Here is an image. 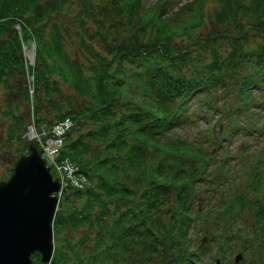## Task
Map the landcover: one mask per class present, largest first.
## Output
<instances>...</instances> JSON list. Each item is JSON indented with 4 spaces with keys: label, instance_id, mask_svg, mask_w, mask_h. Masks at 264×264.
Segmentation results:
<instances>
[{
    "label": "rangeland",
    "instance_id": "1",
    "mask_svg": "<svg viewBox=\"0 0 264 264\" xmlns=\"http://www.w3.org/2000/svg\"><path fill=\"white\" fill-rule=\"evenodd\" d=\"M84 1L87 5L93 6L95 10L93 8H87L88 12L86 15L76 18L81 0H35L34 2L37 5L46 6L48 9L46 13L45 10L38 12L41 16L40 24H36L33 17V15L38 14H32L30 10L23 7L16 9L20 11V13L16 15L17 19L12 22L11 28H13L19 43L20 62L18 65H7V68L4 69L7 72L0 81L3 84H0V182L5 181L9 175L12 174L14 163L19 156L26 154L29 151V146L34 147L38 155L45 160L44 165L49 166L48 171L51 174V180L57 182L56 189L50 193L51 196L54 195L56 197V201L50 220V242L52 250L49 257L52 255L54 244L59 242V251L64 258L67 257V262L70 264H72L71 262H73V264H92L90 256L93 249L88 246L82 247V245H76V242L83 235H86V238L92 242V238L95 235L94 233L98 228V223L101 227L104 223V225L108 227L112 224L110 221L114 212H112V214L110 212L114 203L110 201V196H102L106 200V205H104L102 198L97 197L104 194V191L100 189L99 179L93 176H90L89 180H86L87 184L89 182L91 183L87 192H85L86 189L80 194L74 193L75 190L81 191L84 187H76V183H74L73 178L70 176L73 171L68 169L66 164L62 163L68 160L71 163L67 161L69 165L78 172L83 169L89 170V165L93 162L98 163L105 160L110 164L116 160L119 166L118 173L120 176L126 177V179L123 178L124 182L120 181V178L117 179L120 183H125L127 186H134L136 188L135 191H137L135 195L137 194V200L139 198V201L144 191L150 188V185L146 183L144 178L139 182H135L131 177L134 173L137 174L139 171L141 172L143 170L142 168L139 169L141 166L151 168L156 164V160L154 159L156 156H154V153H150V149H146L148 153L145 157V154L142 153V148L138 150L137 153H134L135 144H133L130 135L126 137L127 141L125 143L123 142V138L125 137L124 133H130L132 130L138 131L136 127L139 129L138 132H140L141 135H146L147 138L151 132L150 127L153 128L154 126H158V123H153L154 125H150L149 127L141 125L143 122L137 121L138 116L143 117L145 110H148L150 107L153 108L154 106L153 102L142 93L143 90L150 89L142 82L143 79L138 74L137 69L133 67L134 62L138 61L131 58V60L123 58L120 63H117V68H119L120 65L121 69L119 74V76L121 75L120 79L124 80V82L122 81L123 83L120 82V89L118 91H116L113 82L109 81L110 77L104 79L106 81L105 87L109 90V95L104 98L109 107V110L106 109L107 112L104 111V107L96 109L95 105L98 98L94 97V99L91 97L92 95H96L94 85L95 72L102 70L103 65H105V59L110 58L112 55V52L104 48V45L100 43L97 35L98 31L102 34L109 32L110 36L118 40V43H128V40L132 42V38H134L133 35L138 32L136 27L131 30L128 26L124 25L118 29V32L116 29L110 30L111 27L109 29L106 24L104 25V28L106 26L105 29L101 27L102 23L107 21L103 20L102 8L106 6V8L110 9L113 5L117 4L118 6L125 7L127 11V2L126 0H116L114 3H112L111 0ZM158 1L159 0H141L140 4H142V6L138 8V11H141L140 15L145 19L144 22L147 23V27L145 28V33H137V43H143L147 40L153 43V38L159 37V35H153L155 33L154 18L160 15L157 11ZM224 1L225 3H223ZM162 2L166 7V10H163L164 16L171 12L175 13L176 11H180L179 8L182 5H186L187 3L191 4V2V8L186 11L191 14H197V11L201 12L200 18L197 17L195 21L189 23L193 25L191 27L192 33L190 37H181L179 35L170 37L174 40L172 42L173 46H182V44L186 42L190 43V46H188L189 49H187L188 58L191 53L198 49L192 42L196 37L199 39L201 38L199 35H207L217 30L226 31L228 29V32L235 30V25H238L239 22L244 24L245 22L242 21L249 19V13L252 8L251 0H162ZM13 3L15 6H21V2L18 0H14ZM59 5L60 7L57 8ZM223 5L230 6L229 10L232 11L225 17ZM196 8L198 9L195 10ZM189 16L192 17V15ZM219 17L225 22H218ZM111 20L116 23L121 22L119 20V14L113 16ZM17 21H19V24ZM261 21V26L257 24V26L250 27L251 30L248 31L245 38H243L241 43L245 49L248 50L249 47L264 49V28H262L264 26V11ZM80 22H82L83 25L80 24ZM152 23L154 25H152ZM232 24L235 25L232 26ZM20 25L29 31L28 34L31 35L30 39L26 40L25 38L21 41L22 35ZM243 27H247V24H244ZM54 28H56V32H58L61 37L59 51H57L58 49L54 51L52 45H50V37ZM259 29H261V31ZM110 31H112V33ZM32 35L34 37L33 42ZM0 37L2 38V36ZM181 40L182 42H180ZM137 45L138 44H136V46ZM34 52L35 62L32 60ZM256 54L257 52L254 53V56H256ZM209 56V52L202 55V63H199V61L195 62V60L190 64H186L185 62L181 63L177 69L178 75L184 76L185 79L196 74L197 76H206V70L210 67V65L207 64ZM9 57V59L12 60L10 55ZM103 57L104 59H102ZM172 57L171 54L167 55V58L164 57L162 61L153 60L152 62L155 66H164L168 69L170 66L171 68L173 66L171 64ZM67 62L69 64H76V67H80L81 70L79 71L82 79L90 89L83 87L81 91L82 94H79L76 89H80L78 87V83L80 82L76 79H72V77L71 80H65L62 77L57 67L62 64L65 67ZM143 63L146 64L147 62ZM52 65H54V68H51ZM104 67L106 68L107 65ZM66 68L67 66L64 70ZM92 68H95L94 70L96 71ZM245 68L248 70L249 67L245 64ZM34 69L35 72L36 70L37 72L44 71L45 74L43 77H40L39 81L36 83L34 82L35 89L33 91L30 79ZM45 69H50L52 72H45ZM108 69H113V67H109ZM240 71L241 70L238 69L234 70L233 75L228 78L223 75L222 80L225 81L224 85L220 86L218 81L216 88L210 89V95L213 98L210 104L205 105L206 102L202 100L203 95L201 96V94H203L202 92L191 95V90L187 95H184L185 98H183V96L179 97L181 98L179 104L176 103L177 101L175 99L174 101H166L171 107H173L175 103L177 106L181 105L179 109H182V113L184 112V114L182 115V113L179 112L176 118H180L179 120H175L174 123L169 124L168 122V124H165L161 122L165 130L160 134V142H158L161 143V139L167 140L169 136L180 135L189 141L201 143L204 147L203 150L210 155V160L204 169V171L210 175L208 179H213L211 176L216 177L215 173L224 172V170H226L227 179L220 175V177L212 181L211 185H207L212 188L210 193L204 194L205 200L208 201L215 200L217 197L219 190L214 187L219 186L218 183H221L223 187H235L239 185V187L246 189V186L248 187L250 183L249 180L252 179L254 181L256 176H251V173L249 174V169L246 167L252 166L250 163L246 164L245 160L251 158V161L256 162L259 161L258 156L260 159L264 158V127L260 129L261 121L264 124V97L260 96L262 92L256 90L257 87L253 81L250 82V84L246 85V83H244L243 86H240V74L237 75ZM192 72H195V74H192ZM208 72V76H214L213 71ZM218 76L219 75H216V78H218ZM199 88L201 87L199 86ZM227 90H229L228 97L224 98V94ZM243 93H246L247 96L242 97ZM244 98L247 103H245L243 109L236 114L231 113V116L237 119L238 122L240 121L243 125L250 126V128L257 130H248L247 128L245 131L242 130L240 132L239 130L238 133H232L229 127L222 139V151L225 150L226 156L225 154L224 156L222 154L215 155L216 151H214L213 145L210 144L206 146V141L210 142L211 138L217 137V133H219L218 131L221 126L224 125L225 127L229 119L230 114L227 115V111L231 112V110H234L236 104L239 103L241 99L244 100ZM200 108L206 109V116L200 112ZM214 108H221L223 115H218L217 112H219V109L214 111ZM89 110L90 113H87ZM72 111L77 112L75 114H82L81 118L74 119L72 115L68 113ZM128 112H133V114H135V121H131L127 118L122 120L121 117L125 116ZM58 115H61L60 118H56ZM36 117H46L45 120H48L49 123L42 124ZM97 130L101 132L98 133ZM95 131L96 134L94 133ZM88 133H91V135H88ZM54 135H56L58 140H53L52 136ZM77 137L89 143L84 148L83 145L80 144L78 145V149L73 147V151H80L84 156L83 158L86 157L90 160L85 166L81 163L79 164L71 161L66 154L69 153V141L71 139H77ZM138 137L140 136L138 135ZM242 142H244V144H242ZM115 144L118 145L119 149L122 146L125 148L116 150ZM153 145L154 144L151 142L148 146L152 147ZM242 147L246 151L240 150L239 152V149ZM127 152L129 153L128 155L133 156L131 159H139L141 162L135 169L128 167V165H125V167L122 165L123 163L126 164L123 154ZM113 156L115 157L114 160H112ZM214 157L216 158L214 159ZM221 169H223V171H221ZM167 173L171 177L174 172L169 170ZM182 173L184 174L185 172L183 171ZM117 176L120 177L119 175ZM75 178L80 181L79 178ZM65 184L68 185L64 187ZM125 184L122 185L124 186ZM154 186L156 188L155 184ZM198 194L202 199V190L199 191ZM171 197L172 194L169 196V201L162 203L160 206V210L166 211V214L168 208L170 209L173 204L172 199L174 197H172V199ZM121 206L122 205L118 206V212L120 213L119 222H121L122 218ZM71 208L74 214L68 216L67 211ZM85 209L88 212L87 215L85 214L86 216L80 214V210L83 211ZM251 212V207L244 206V211L242 213L245 214L248 222ZM165 213L162 215V219L164 220L167 219ZM99 215L100 218H98ZM56 216H58V218H60V216H62V218H67L64 225L62 224L63 226H60L57 222V227L53 228L54 218ZM119 222L117 225H119ZM214 227L216 226L209 225L204 227L203 224L197 225L196 222L194 225L191 224L189 226V237L193 242H190V247L195 250H197V248L200 250L203 244L202 242L205 243L207 239L210 238L212 239L210 241V251L213 250L215 248L214 245L216 242L220 241L219 238L221 237V234L219 236L217 234L219 229ZM57 230L58 232L56 233ZM134 234L135 233L132 232L130 235L131 237L129 236L132 241L130 243L126 241L125 244L121 241L119 242L116 235L104 238L101 244H107L106 247L110 248L111 254L109 251L106 252L101 250L98 256L95 257L97 259L96 261L100 260L101 264H164L165 259H167L168 263L172 264L173 261L171 256H175V253L179 249L181 251L182 247H184L175 245L174 243L173 249H169V245H171L172 242L165 240L166 245H168V248H166L168 254H158L157 250L160 248H156L152 255H148L151 258L147 259V257L144 256L145 249L139 247L140 240L137 241L139 237H133ZM211 234L213 235L209 236ZM64 237L66 238L65 240L73 244L75 243V253H77L75 258V254L72 256L70 250L65 247ZM227 239L228 238H225V240ZM241 245L242 244H239L231 248V251L224 254L225 256L222 258L221 262L212 252V257L211 259L208 258V260L212 261L216 257L220 262L218 264H244L251 259L258 264V256L260 254L258 245L260 244L254 245L253 243L249 250L244 248L246 253L241 249ZM122 251L125 253V257L123 258L119 256ZM237 251H240V255ZM113 254L117 256V258L115 259L112 257L113 262L110 263V258L114 256ZM34 255H36L37 258H34ZM202 255L207 256V251ZM99 256H101V259ZM234 256H238V259L233 261ZM29 257L31 264H49L47 261L40 260L38 252H31ZM108 257L109 259L106 261L102 260ZM77 258H79V261L76 263L75 261H77ZM222 261L224 262L222 263ZM191 264L196 263L194 262ZM210 264H213V261Z\"/></svg>",
    "mask_w": 264,
    "mask_h": 264
},
{
    "label": "trees",
    "instance_id": "2",
    "mask_svg": "<svg viewBox=\"0 0 264 264\" xmlns=\"http://www.w3.org/2000/svg\"><path fill=\"white\" fill-rule=\"evenodd\" d=\"M18 1L21 2V6H15V4L13 3L14 0H0V36H2V38L0 37V81L7 72L4 70L7 68V65H18L20 62L19 43L15 36L13 28H11L12 22L16 21L17 19L16 15L20 13V11L16 9H20L23 7L27 10H30L32 14H38L33 15L36 24H40L41 22V16L38 12L45 10L46 13L48 10L46 6L37 5L34 2L35 0ZM111 1L112 3H114L116 0ZM126 2L128 13L125 10V7L118 6L117 4L113 5L110 9L106 8V6L103 7V20L107 21L102 23L101 27L104 28V25L106 24L108 25L109 29L111 27L110 30L116 29L118 32V29L124 25L128 26V28L131 30L135 29L136 27V29L138 30L137 33H145L147 23L144 22L145 19L140 15L141 11H138V8L142 6V4H140L141 0H126ZM251 2L252 8L249 13V19L242 21L245 22L244 24H247V27H243L244 24L239 22L238 25L232 24V26L235 25L236 29L231 32H228L227 29L226 31L217 30L216 32H211L210 34L208 33L207 35H199V37L201 38L198 39L196 37L195 40L192 41L194 46H196L198 49L195 52L191 53L189 58L187 57V49H189L188 46H190V43L186 42L182 44V46H173L172 42L174 40L170 37L177 35L181 37L191 36V27L193 25H190L189 23L195 21L197 17H201V12L197 11V14H191L186 11L191 8L192 2L191 4L187 3L186 5H182L179 8L180 11H176L175 13L171 12L170 14L164 16L163 10H166V7L164 6L162 0L158 1L157 11L160 15L154 18L155 25L153 23L152 25H154L155 28V33L153 35H159V37H154L153 43L150 42V40H147L143 43H137V33L133 35L134 38H132V42L128 40V43H118V40L110 36L109 32L102 34L98 31L97 35L100 43L104 45V48H107L112 52L111 57L105 59L104 64L107 65L108 68L113 67V69H108L107 67L105 68V65H103L102 70H100L99 72H95L96 74L94 77V85L96 89V95H92L91 97L98 98L95 105L96 109H101L102 107H104V111L107 112V110H109L108 104L106 103L107 101L104 100V98L109 95V90L105 87L106 81L104 79L110 77L109 81L113 82L114 86L116 87V91L120 89V82H124L123 79H120L121 75L119 76V74L121 72V69L120 65L119 68H117V63H120L123 58H127L129 60H137L138 62H134L133 67L137 69L138 74L143 79L142 82L150 89L143 90L142 93L154 104L153 108L150 107L148 110H145L143 117L138 116L137 121L143 122L141 125H146L149 127L150 125H154L153 123H158V126H154L153 128L150 127L151 132L147 138L146 135H141L140 132H138V127H136V130L138 131L132 130L130 133H124L125 137L123 138V142L125 143L127 141L126 137L130 135L131 139L133 140V144H135L134 153H137V151L141 150L142 148V153L145 154V157L148 153L146 149H150V153H154V156H156L154 158L156 160V164L153 167L148 168L147 166H141L139 169L142 168L143 170L141 172L139 171L137 174L134 173L131 177L135 182H139L144 178L146 183L150 185V188L144 191V194L142 195L140 201L139 198L137 200V194L135 195L137 191H135L136 188L134 186H127L125 183H120V181H123L124 179H126V177L120 176V174L118 173L119 166L116 160L111 162L110 164H108L105 160H102L98 163L93 162L89 165V170H82L84 172V175L86 176V179L89 180L90 176L99 179V186L100 189L104 191V194H101L97 197L102 198L104 205H106V200L104 199V197H102L103 195H105L106 197L110 196V201L114 203L113 208L110 212L111 214L112 212H114L110 221L112 224L108 227L104 225V223L101 227V225H99L98 223V228L94 233L95 235L92 238V242H90L86 238V235L80 237L76 242V245H82V247L88 246L89 248L93 249L90 256L92 264H101L100 260L96 261L97 259L95 258L96 256H98L101 250L106 252L109 251L111 254L110 248L106 247L107 244H101L104 238H109V236L116 235L119 242L121 241L123 244H125L126 241H128V243H130L132 241V239L130 238L132 232L135 233L133 237H139V239H137V241L140 240L139 247L145 249L144 256L147 257V259L151 258L148 255H152L155 252L156 248H160L157 250L158 254H168V252H166V248H168V245H166L165 240L172 242L171 245H169V249H173L174 243L178 246H184L182 247L181 251L179 249L175 253V256H171L173 261L172 264H189L194 260L196 256L195 252L202 251L201 254H203L205 249L207 250V254L209 257H212L213 253L214 256H219L221 258L225 256L224 254L231 251V248L242 244L240 247H242L241 249L246 253L245 249L249 250L250 246L254 243V245L260 244L258 245L260 253L258 256V264H264V158L260 159V157L258 156L259 161L256 162L251 161V158L245 160L246 164L250 163V165L252 166L246 167L247 169H249V174L251 173V176H256V179L254 181L252 179L249 180L250 183L248 184V187L246 186V189L239 187V185L235 187H223L221 183H218L219 186L214 187L215 189L219 190L217 197L215 198V200L208 201L205 200L204 194L210 193L212 188L211 186L208 187L207 185H211L212 181L220 177V175L224 176V178L227 179V173L225 172L226 170H224V172L215 173L216 177L211 176L213 179H208L210 175L209 173H206L204 169L210 160V155L203 150L204 147L201 143L189 141L188 139L180 135L169 136L167 137V140L161 139V143H159V139L161 137L160 134H162V131L165 130V127L163 128L161 122L168 124V122L172 120H179L180 118H176V114L178 113V111L182 113V109H179L181 106L175 105L176 103L179 104L181 99L179 97H185L184 95H187L190 90L197 89L200 86L202 87L203 93L201 94V96L203 95L202 100L206 102L205 105L210 104V102H212L213 100L212 96L210 95V89L216 88V84L218 81L220 86L224 85L225 81L222 80V76L225 75L228 78L233 75L234 70H241L239 73H237V75L240 74V86H243L244 83H246V85L250 84V82L253 81L256 83V90L258 92H262L260 96L264 97V49L249 47L247 50L241 43L243 38H245V36L247 35V32L251 30L250 27L257 26V24H260V26L262 25L261 18L264 11V0H251ZM223 3H225V1ZM59 7L60 5L57 8ZM87 8H93V6L87 5L84 0H81V5L78 12L76 13V18L86 15V13L88 12ZM197 9L198 8H196L195 10ZM223 9L224 17L232 12L231 10H229L230 6L228 5H223ZM116 14H119V20L121 21L119 23L111 20L112 17ZM189 15H192V17ZM218 22L225 21H223L222 18L219 17ZM80 24L83 25L82 22H80ZM20 27L22 37L26 38L29 31L21 25ZM262 28H264V26ZM261 29L259 30L261 31ZM110 32L112 33V31ZM60 38V35L58 34V32H56V28H54L50 37V45H52L54 51H56V49H58L57 51H59ZM180 42H182V40ZM136 44L138 45L136 46ZM207 52L210 53L207 63L208 65H210V67H208V70H206V76H197L196 74L185 79L184 76L178 75L179 73L177 69L179 68L181 63L185 62L186 64H190L193 63L194 60L195 62L199 61V63H202V55ZM255 52H257L256 56H254ZM171 54L173 56L171 60V64L173 65L172 68L171 66L168 69L164 66H155L152 62L153 60L162 61L164 57L167 58V55ZM9 55L11 56L12 60L9 59ZM102 59H104V57ZM143 62L147 63L144 64ZM245 64L249 67L248 70L245 68ZM66 66L67 68L64 70ZM66 66L64 67L63 64L58 65V72L65 80H71L72 77V79H76L77 81H79L80 83H78V87L80 89L76 90L79 94H82L81 91L83 90V87H87V85L82 79L81 73L79 71L81 70L80 67H76V64H69L68 62ZM51 68H54V65H52ZM92 69L94 70L95 68ZM173 69L177 71H174ZM208 71H213L214 76H208ZM36 72L34 69L33 77L35 78V83L39 81L40 77H43V75L45 74L44 71H38L37 73ZM45 72L52 71L50 69H45ZM192 74H195V72H192ZM216 75H219L218 78H216ZM0 84L2 83L0 82ZM87 88L90 89L89 87ZM33 89H35V86H33ZM246 93H243L242 97H246ZM228 94L229 90H227V92L224 94V98H227ZM174 99L177 102L175 101L176 103L173 105V107L166 103V101H174ZM239 102L240 104H242V107H244L245 103H247L245 98L244 100L241 99ZM127 106L130 107L129 105ZM205 108H200V112L205 114ZM213 110H218V115H223L221 108H214ZM227 112V115H230L225 127L224 125H222L220 130L218 131L219 133H217V137L211 138L210 142L206 141V146H209L210 144L213 145V149L214 151H216L215 155L222 154L224 156L225 154V150L222 151V139L225 135V131L231 125H233L232 122L234 119L231 116V112ZM68 113L72 115L74 119H80L82 115L75 114L77 113L75 111ZM87 113H90V110ZM183 114L184 112L182 113V115ZM206 115L207 114H205V116ZM60 116L61 115H58L56 118H60ZM45 118L46 117H36V119L42 124L49 123V121L45 120ZM121 118L122 120L127 118L131 121H135V114H133V112H128ZM261 124L264 125L262 121ZM261 124L260 129L264 127ZM235 126H237L240 132L242 130H247V128L248 130H257L254 128H250V126L248 127L243 125L240 121L236 123ZM100 132L101 131H98V133ZM94 133L96 134V131ZM88 135H91V133H88ZM138 135L140 137H138ZM151 142L154 145L152 147H149L148 145ZM79 144L83 145L84 148L89 143L88 141L85 142L84 139H81L80 137H77V139H71L68 143L69 153L66 154L68 155V159H70L71 161L79 164L81 163L85 166V164L90 160L86 157L83 158L84 156L80 151H73V147L75 149H78ZM242 144H244V142H242ZM115 145L116 150L125 148L121 145L122 147L119 149L118 145ZM240 150L245 149L242 147L239 149V152ZM128 154V152L126 154H123L126 164L123 163L122 165L123 167H125V165H128V167L135 169L137 165H140L141 162L139 159H131L133 158V156H130ZM215 158L216 157H214V159ZM114 159L115 157L113 156L112 160ZM164 169H166L167 171L171 170L172 172H174L173 175L170 177L167 171ZM183 171L185 172L184 174L182 173ZM221 171H223V169H221ZM117 175H119L120 177H118ZM117 178H120V181ZM90 184V182L88 184L86 183L81 191L75 190L74 193L80 194L86 189L87 190L85 192H87L89 190L88 188L90 187ZM122 184L125 185L123 186ZM154 184L156 185V188ZM201 190L203 194L202 199L198 194V192ZM170 194H172V197H174L173 199L171 197L173 204L170 209L168 208L166 214V211L160 210V206L162 203L169 201L168 199ZM199 201H201L202 203ZM120 205H122L121 222L118 221V219L120 218L118 206ZM244 206L252 208V212L249 215V222L245 214L242 213L244 211ZM68 210V216H70V214H74L72 208ZM80 212V214L83 215L88 214L86 209L83 211L80 210ZM164 213L167 215L166 220L162 219V215ZM100 215L98 216V218H100ZM64 218H62V216H60V218L56 216L54 218L53 228H56L58 223L60 224V226H63L67 217L65 219ZM118 222L119 225H117ZM195 222L197 225L203 224L204 227L209 225L216 226L214 228L219 229H217L218 236L220 234L224 235V238H219L221 242H216V244L214 245L215 248L213 250H208L211 246L210 241L212 239L210 238H208L205 243L202 242L203 244L200 250H198V248L197 250H195L194 248L190 247V242L193 241L189 237V226L191 224L194 225ZM57 232L58 230L56 231V233ZM212 235L213 234L209 236ZM225 238L228 239L225 240ZM65 239L66 238L64 237V240ZM64 242L65 247L70 250L72 256L75 254V258L77 254L75 253V243L73 244L68 240H65ZM58 245H60L59 242L54 244V249L52 255L48 260V263L70 264L69 262H67V257L64 258L62 256V253L59 251ZM120 254L121 255L119 256H122V258L125 257V253H123V251ZM112 257L115 259L117 258V256L115 255L111 256L110 263L113 262ZM34 258H37V256L34 255ZM99 258L101 259V256H99ZM107 259H109V257L103 258L102 260L106 261ZM76 260L77 261L75 262L77 263L79 261V258H77ZM250 260L251 259L246 261L244 264H257L255 261ZM212 261L206 258L203 263L200 262L198 264H210L212 263ZM223 262L224 261H222V263ZM71 263L73 264V262ZM165 263L169 264L167 259H165Z\"/></svg>",
    "mask_w": 264,
    "mask_h": 264
},
{
    "label": "water",
    "instance_id": "3",
    "mask_svg": "<svg viewBox=\"0 0 264 264\" xmlns=\"http://www.w3.org/2000/svg\"><path fill=\"white\" fill-rule=\"evenodd\" d=\"M56 187L43 159L29 146L14 163L12 174L0 182V264H31L33 251L47 261L56 201L50 193Z\"/></svg>",
    "mask_w": 264,
    "mask_h": 264
}]
</instances>
